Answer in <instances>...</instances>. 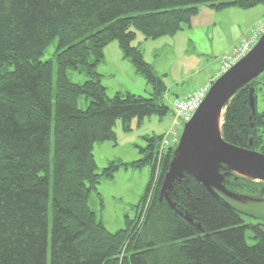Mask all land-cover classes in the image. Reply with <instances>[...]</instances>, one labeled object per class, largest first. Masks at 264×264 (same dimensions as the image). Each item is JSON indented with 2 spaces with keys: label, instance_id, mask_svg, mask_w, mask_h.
<instances>
[{
  "label": "trees",
  "instance_id": "trees-1",
  "mask_svg": "<svg viewBox=\"0 0 264 264\" xmlns=\"http://www.w3.org/2000/svg\"><path fill=\"white\" fill-rule=\"evenodd\" d=\"M202 4L220 11L264 0H0V264H264L263 228L243 223L186 170L161 191L177 155L171 149L149 196L160 137L149 140L144 160L132 163L150 165L151 173L139 214L125 229L109 233L88 205L101 180L94 145L116 140V121L128 130L135 118L170 112L161 98L164 87L131 46L133 30L146 39L173 35ZM54 39L55 73L52 63L38 60ZM113 41L152 85L151 98L107 97L95 67ZM68 69L87 81L70 83ZM261 77L229 100L221 134L229 144L264 155V113L255 108L252 114L249 105L251 92L256 104ZM80 97L88 101L83 111L76 107ZM225 173L224 187L264 197V183Z\"/></svg>",
  "mask_w": 264,
  "mask_h": 264
},
{
  "label": "rangeland",
  "instance_id": "rangeland-1",
  "mask_svg": "<svg viewBox=\"0 0 264 264\" xmlns=\"http://www.w3.org/2000/svg\"><path fill=\"white\" fill-rule=\"evenodd\" d=\"M264 20V4L250 9L230 7L220 11L211 9L208 5L197 6V15L192 17L189 25H183L180 31L173 35L156 39H146L139 31H134L135 37L131 46L139 50L143 61L148 64L154 75L164 87L162 101L170 108V102L164 96L169 94H184L203 88L206 83L215 78L220 69L219 58L238 45L249 34L257 22ZM57 39H54L39 57L40 62H50L55 73V54ZM102 59L96 65L95 71L100 76L101 86L108 98L115 95H133L144 99L154 94L153 87L139 75L129 60L124 58L117 41L110 42L102 49ZM66 77L72 84L83 85L87 81L84 73L66 70ZM219 80V79H218ZM214 81V84L218 81ZM55 77L53 74L52 83ZM213 84V85H214ZM212 85V86H213ZM211 89V88H210ZM256 112L264 113V72L260 86L255 92ZM88 101L80 97L76 107L85 110ZM172 123L171 112L163 117H145L142 120L133 119L128 130L122 123L116 121L113 131L115 141H107L94 145L92 154L96 164V174L101 177L99 185L90 192L88 205L109 233L125 229L127 220H134L139 214L136 209L145 193L150 180L151 166L141 169L132 163L144 160L149 140L163 136ZM159 138L156 145V161L154 162V179L149 191L152 195L160 169ZM178 146L171 149L173 154ZM166 153V151H165ZM177 157V155H176ZM109 166H116L107 178ZM231 171L222 169L219 175ZM234 174V173H233ZM222 175V176H223ZM237 176V175H236ZM210 187L216 197L226 206L236 211L246 225H260L264 230V197L259 194L235 192L223 186ZM145 209L142 210V216ZM250 231L246 232L247 242Z\"/></svg>",
  "mask_w": 264,
  "mask_h": 264
},
{
  "label": "water",
  "instance_id": "water-1",
  "mask_svg": "<svg viewBox=\"0 0 264 264\" xmlns=\"http://www.w3.org/2000/svg\"><path fill=\"white\" fill-rule=\"evenodd\" d=\"M263 72L264 35L246 58L211 87L204 103L185 126L178 144L177 157L170 163L161 191L168 190L174 178L182 176L183 169L209 188L221 186L218 171L222 169L232 173H234L232 169H243L264 178V155L225 142L222 132L218 135L213 127L217 109L225 102L228 105L229 100L240 88L255 80ZM254 103L251 92L249 105L252 114L255 112ZM226 107L224 106V109Z\"/></svg>",
  "mask_w": 264,
  "mask_h": 264
},
{
  "label": "built area",
  "instance_id": "built-area-1",
  "mask_svg": "<svg viewBox=\"0 0 264 264\" xmlns=\"http://www.w3.org/2000/svg\"><path fill=\"white\" fill-rule=\"evenodd\" d=\"M264 34V21L258 22L249 33V36L242 40L230 54L221 57L219 75L229 71L235 64L242 60L254 47L259 38ZM208 91V86L193 91L182 98L174 99L170 103V110L173 122L168 132L163 136L160 145V156L167 148L174 149L179 144V134L182 125L188 123L203 103ZM159 156V157H160ZM158 173V172H157Z\"/></svg>",
  "mask_w": 264,
  "mask_h": 264
},
{
  "label": "bare ground",
  "instance_id": "bare-ground-1",
  "mask_svg": "<svg viewBox=\"0 0 264 264\" xmlns=\"http://www.w3.org/2000/svg\"><path fill=\"white\" fill-rule=\"evenodd\" d=\"M261 21H264V20H261ZM259 22H260V21H259ZM257 23H258V22H257ZM257 23H256V24H257ZM252 28H253V27H252ZM252 28H251V29H252ZM251 29H250V30H251ZM249 33H250V31H249ZM263 35H264V34H263ZM263 35H262V36H263ZM248 36H249V34H248L245 38H243L242 40L246 39ZM262 36L259 38V40L262 38ZM242 40H241V41H242ZM259 40L257 41V43L259 42ZM257 43L254 45V47L257 45ZM235 47H236V46H235ZM235 47H234V48H235ZM254 47H253V48H254ZM234 48H233V49H234ZM253 48L251 49V51L253 50ZM233 49H232V50H233ZM232 50H231V52H232ZM251 51H250V52H251ZM231 52H229V53H227V54H230ZM250 52H249V53H250ZM249 53H248V54H249ZM227 54H224V55H227ZM248 54H247L244 58H246V57L248 56ZM224 55H222V56H224ZM222 56H221V57H222ZM221 57L219 58V60H220V66H221ZM244 58H243V59H244ZM243 59H242V60H243ZM242 60H240L239 62H241ZM239 62H238V63H239ZM238 63H237V64H238ZM237 64H235L234 66H236ZM234 66H233V67H234ZM233 67H232V68H233ZM232 68H231V69H232ZM231 69H230V70H231ZM230 70H229V71H230ZM219 71H220V69L218 70V73H217V75L215 76V78L209 80V82L204 86V87L208 86V91H207L206 97H207V95H208V92L210 91V88H211L212 85L214 84V81L220 79L222 76H224L226 73L229 72V71H227L226 73H224V74H222V75H219ZM204 87H203V88H204ZM196 91H197V90H196ZM192 92H193V91H192ZM190 93H191V92H190ZM187 94H189V93H187ZM187 94H186V95H187ZM206 97H205V99H206ZM181 98H182V97H181ZM177 99H179V98H177ZM205 99H204V101H205ZM204 101H203V103H204ZM203 103H202V104H203ZM202 104H201V106H202ZM201 106H200V107H201ZM224 106H227V102H225L221 107H219V108L217 109V111H216V113H215V115H214V118H213V120H214V122H213V127H214L215 132H216L218 135H219L220 132H221V126H222V120H223V113L225 112ZM200 107H199V108H200ZM169 110H170V108H169ZM198 110H199V109H198ZM198 110H197V111H198ZM197 111H196V112H197ZM170 112H171V110H170ZM170 112H169V113H170ZM195 114H196V113H195ZM195 114H194V115H195ZM194 115H193V117H194ZM193 117H192V118H193ZM171 118H172V122H173V116H172V114H171ZM191 120H192V119H191ZM191 120H190V121H191ZM190 121H189V122H190ZM189 122H188V123H189ZM188 123L182 125V130L180 131V134H179V141H180L181 135H182V133H183V130L185 129V126H186ZM171 124H172V123H171ZM170 127H171V125H170ZM170 127H169V129H170ZM169 129H168V130H169ZM167 132H168V131H167ZM167 132H166V133H167ZM166 133H165V134H166ZM165 134H164V135H165ZM164 135H163V136H164ZM163 136L160 137L161 140H162ZM159 145H160V144H159ZM169 149H171V148H167L166 150H164V151L162 152V154H161V156H160V160H161L162 156L165 154V151L167 152ZM159 170H160V169H159ZM159 170H158V171H159ZM232 171H233L236 175H238V176H240V177H242V178H249V179H251V180H253V181H255V182H258V183H262V182H264V178H263V177H261V176H259V175H257V174H254V173H252V172H250V171H246V170H243V169H236V170L232 169Z\"/></svg>",
  "mask_w": 264,
  "mask_h": 264
},
{
  "label": "crops",
  "instance_id": "crops-1",
  "mask_svg": "<svg viewBox=\"0 0 264 264\" xmlns=\"http://www.w3.org/2000/svg\"><path fill=\"white\" fill-rule=\"evenodd\" d=\"M233 48H234V47H233ZM233 48H232V49H233ZM232 49H230L229 52H231ZM229 52H228V53H229ZM217 73H218V71H217ZM217 73H216V75H217ZM216 75H215V76H216ZM208 82H209V81H208ZM208 82H207V83H208ZM207 83H206V84H207ZM186 94H187V93H184V94H182V95H181V94H178V95L176 94V95H174V94H172V93L169 94V95H166V94H165L164 98H165V99H168V101L171 103L172 100L177 99V98L184 97ZM167 106H168V105H167ZM168 107H169V106H168Z\"/></svg>",
  "mask_w": 264,
  "mask_h": 264
}]
</instances>
